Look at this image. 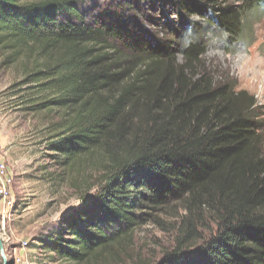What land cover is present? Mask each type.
Masks as SVG:
<instances>
[{
    "label": "trees",
    "instance_id": "trees-1",
    "mask_svg": "<svg viewBox=\"0 0 264 264\" xmlns=\"http://www.w3.org/2000/svg\"><path fill=\"white\" fill-rule=\"evenodd\" d=\"M100 1L0 0V54L22 62L38 96L25 111L60 114L48 151L70 170L100 173L91 204L83 199L45 247L73 264H264L261 108L198 72L202 34L242 40L264 0H142L169 29L164 42L136 8L125 9L130 26L94 14ZM170 202L185 211L177 246L156 262L132 254L139 212ZM201 211L214 226L207 238L193 224Z\"/></svg>",
    "mask_w": 264,
    "mask_h": 264
},
{
    "label": "rangeland",
    "instance_id": "rangeland-1",
    "mask_svg": "<svg viewBox=\"0 0 264 264\" xmlns=\"http://www.w3.org/2000/svg\"><path fill=\"white\" fill-rule=\"evenodd\" d=\"M110 1L113 0L96 3L98 8L94 14H103L107 10L108 16L130 26L132 15L125 9L133 7L139 11L138 16L144 14L152 18L150 21L142 17V23L157 39L161 42L172 39L169 29L163 26L164 21L160 19L158 22V12L145 9V1L131 0L127 3L116 0L112 6ZM229 3L224 1V6ZM167 16L171 20L176 19L172 13H167ZM189 21L198 23L201 28L206 27L205 19L198 16H191ZM243 33L242 40H231V44L218 32L202 34L206 50L199 60L198 72L220 83L231 84L236 91H245L254 97L261 108L258 114L262 115L264 126V10L250 15ZM191 36L185 34L177 40V45L186 46ZM177 61L181 64L184 59L177 55ZM6 62L5 55L0 54V142L13 179V206L5 208L0 201V237L5 255L8 264H73L56 257L45 244L52 235L62 230L65 218L83 208V199L91 204L100 173L91 167H78V164L70 170L62 161L54 160L47 145L52 136L50 126L57 122L60 114L56 111L49 114L26 112L25 108L30 106L26 101L37 96L31 90L35 84L23 85L28 69H24L22 62L12 65ZM262 130L264 137V127ZM182 206V203L170 202L162 209L140 211L146 216L133 234L130 252L156 262L164 252L172 251L177 246L176 239L185 217ZM199 214L200 217L193 223L196 236L207 238L214 226L207 212ZM22 243H27V246L23 247ZM0 264H4L1 254Z\"/></svg>",
    "mask_w": 264,
    "mask_h": 264
},
{
    "label": "built area",
    "instance_id": "built-area-1",
    "mask_svg": "<svg viewBox=\"0 0 264 264\" xmlns=\"http://www.w3.org/2000/svg\"><path fill=\"white\" fill-rule=\"evenodd\" d=\"M13 179L9 173L8 167L5 162L4 148L0 142V201L5 208H11L13 206V200L11 198V187ZM23 247L27 246V243H22ZM20 263L19 260H17Z\"/></svg>",
    "mask_w": 264,
    "mask_h": 264
},
{
    "label": "water",
    "instance_id": "water-1",
    "mask_svg": "<svg viewBox=\"0 0 264 264\" xmlns=\"http://www.w3.org/2000/svg\"><path fill=\"white\" fill-rule=\"evenodd\" d=\"M0 254H1V257H2L4 264H8V260H7V257L5 255V248H4L3 241L1 239V237H0Z\"/></svg>",
    "mask_w": 264,
    "mask_h": 264
}]
</instances>
